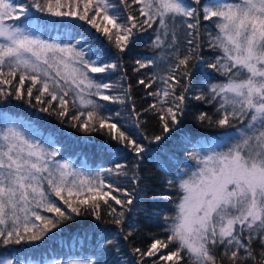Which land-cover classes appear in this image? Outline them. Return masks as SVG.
Returning a JSON list of instances; mask_svg holds the SVG:
<instances>
[{
    "label": "snow or ice",
    "instance_id": "obj_1",
    "mask_svg": "<svg viewBox=\"0 0 264 264\" xmlns=\"http://www.w3.org/2000/svg\"><path fill=\"white\" fill-rule=\"evenodd\" d=\"M77 21L115 49L111 62L82 33L77 38L68 31L79 27ZM49 27L62 31L42 38ZM149 29L153 36L146 46L153 55L138 58L133 71L149 70L137 83L154 98L144 110L159 121V134L152 137L140 131L134 103L136 132L122 122L121 111L109 107L126 106L131 86L102 78L123 67V54ZM204 66L211 71L194 82L195 69ZM213 73L226 79L214 82ZM0 85L11 86L0 87V100L12 97L62 122L67 118L82 132L104 133L119 147L116 155L123 152L134 161L97 170L74 167L57 159L60 150L50 138L42 143L30 125L5 117L0 247L37 245L82 216L113 225L116 236L132 240L135 233L129 228L124 234L125 224L149 151L137 136L152 144L179 132L187 160L174 172L156 161L169 176L166 188L176 192L159 197L174 208L163 217L164 235H151L146 248L131 247L133 260L114 264H264V0H0ZM117 87L121 91L113 94ZM191 101L212 108L194 113L195 124L224 135L197 140L182 130ZM113 250L119 253L115 238L101 235L87 259L0 255V264H111Z\"/></svg>",
    "mask_w": 264,
    "mask_h": 264
},
{
    "label": "trees",
    "instance_id": "obj_2",
    "mask_svg": "<svg viewBox=\"0 0 264 264\" xmlns=\"http://www.w3.org/2000/svg\"><path fill=\"white\" fill-rule=\"evenodd\" d=\"M17 2H26V0H17ZM113 3L119 4V0H112ZM123 11V5H119ZM22 19V18H21ZM11 22V21H10ZM79 25L73 31V34L79 38L82 33L86 42L95 50L104 62H111V53L115 51L108 42L91 29L90 26L83 24V22H76ZM62 30L59 28L42 29L41 36L44 39L57 38L58 33ZM153 36L152 30L138 33L135 42L131 44L128 50L123 54V67L105 73L102 75L104 82H111L113 84H120L124 88L130 87L131 101H128L126 106L120 104L109 105L113 112L121 111L124 117V122L132 132L137 130L134 128L136 117L132 115L133 103L136 112H139L140 121L142 122V131L146 136L152 137L159 134L158 118L151 112L144 110L154 102V98L147 95L149 89H145L139 85L137 81L141 78H147L149 70H141L139 73L133 71L137 65L135 61L139 58L151 57L153 52L146 46L151 42ZM205 55H209L205 47ZM206 66L197 68L193 74L194 82L198 81L202 74L210 72ZM126 74L127 79H123ZM95 75V74H94ZM215 77L214 82L223 81L226 78L220 76L218 73H213ZM18 83V81L14 82ZM0 87L11 88L8 85H0ZM156 85L150 89L155 91ZM121 91L117 87L113 94ZM35 101L33 100V104ZM199 111H212L210 105L200 104L199 102L191 101L190 110L185 116L181 128L185 132H189L194 139H215L218 136L224 135L223 130L200 128L195 124L193 114ZM8 117L17 121H22L30 125L38 134L37 139L42 143L47 139H51L52 146L60 150V155L57 159L69 160L74 167L97 170L99 168H110L115 163H126L129 166L134 162L131 155H126L121 152L119 155V147L114 141H111L104 133L101 132H82L78 128L72 127V121L65 119L63 122L56 115L43 113L24 101H17L12 97L7 100H0V127L4 126V118ZM180 133H174L172 136L163 139L160 142L149 144V141L143 137L137 136L143 144H145L149 151L146 152L145 158L140 164L139 173V189L135 193L136 200L133 205V211L127 216L125 224V232L127 233L131 228L135 235L130 241L123 239V234L115 235V227L113 225H105L97 222L91 216H82L76 221L67 223L58 229H54L46 238L37 245H9L0 247V255L5 258L15 260L17 257H28L35 261L41 258L50 260L58 258L66 261L69 258L73 259H87L92 257V254L97 246V240L101 235H106L107 238H115L116 244L119 248V253L115 250L108 254V260L114 264L116 259L133 260L131 256V247H144L151 242L150 236L163 237L162 231L163 217L165 213L168 215L174 214L173 206L160 199L164 194L175 196L176 192L166 188V180L169 178L167 172L157 167V159L162 161L168 172H174L175 166L181 161H186L187 157L185 149L181 146L179 141ZM47 147L48 144H45ZM190 163V161H189ZM126 187L131 190L133 185L126 184ZM153 212H160V215L153 216ZM47 215V213H45ZM100 228H108L109 231L103 234L99 231ZM258 251V249H257ZM95 258V257H93Z\"/></svg>",
    "mask_w": 264,
    "mask_h": 264
}]
</instances>
